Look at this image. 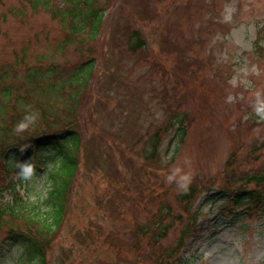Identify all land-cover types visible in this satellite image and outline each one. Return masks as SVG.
<instances>
[{"label": "rangeland", "instance_id": "obj_1", "mask_svg": "<svg viewBox=\"0 0 264 264\" xmlns=\"http://www.w3.org/2000/svg\"><path fill=\"white\" fill-rule=\"evenodd\" d=\"M39 1L0 0V91L23 85L32 105L67 112L73 89L60 100L51 87L70 81L89 58L96 65L75 108L78 171L47 264H154L149 253L178 246L191 224L176 196L196 183L207 188L189 207L200 219L173 264H264V210H236L222 190L242 188L228 185L231 168L264 171V148L251 152L264 141V0H90L103 11L100 34L72 45L55 13L69 0H49V10ZM135 32L145 45L133 52ZM22 59L38 81L31 86L26 67L16 64ZM6 162L13 173L1 176L0 188L12 189L0 191V206L16 196L39 216L53 214L48 175L58 160L40 170L12 165V155ZM165 207L164 239L136 238ZM4 237L0 232V264H20L21 247Z\"/></svg>", "mask_w": 264, "mask_h": 264}, {"label": "trees", "instance_id": "obj_2", "mask_svg": "<svg viewBox=\"0 0 264 264\" xmlns=\"http://www.w3.org/2000/svg\"><path fill=\"white\" fill-rule=\"evenodd\" d=\"M96 4V1L92 2L90 0H69L64 8L56 6L60 23L62 26L67 25L69 30V35H66L67 45L78 44L79 42H94L97 39L103 23V11L101 8L96 9ZM48 5V2L42 4L43 9L49 10ZM55 16L54 13L53 17ZM84 34L88 35L87 39L82 37ZM144 45L140 36L135 32L131 37V51L136 52L142 49ZM24 56L26 54L23 52L22 57ZM16 64L26 67L27 86H31V81L38 82L29 72L30 67L23 59L17 61ZM79 69V73L73 75L70 81L67 80L65 84L59 87H51L55 89L53 90L54 94L60 100L65 96L64 91L66 89H73L74 91L68 96L70 106L68 111H58L61 114L57 112L49 113L41 104L32 105L31 88L29 92H26L21 87L23 85L18 88L12 83L5 85L3 90L0 91V178L1 176L8 178L13 173L14 167L6 162L8 155L13 156L12 165L16 166L19 161L28 162L35 169L42 168L48 163H54L58 160L57 168L48 175L52 189L47 197V204L52 208L53 214L44 217L39 216L40 214L36 213L37 207L28 206L21 198L16 196L13 205L0 206V232L5 234L4 244L9 242L8 245L10 246L21 247L20 264H47V252L53 242L55 230L60 227L64 218L68 193L77 175L78 158L82 147V140L78 135L79 122L75 108L80 104V98L82 97L80 92L85 91L91 74L94 72V59L89 58L80 65ZM47 78L48 76L46 78L39 77L38 80L42 81ZM2 81L4 84V80ZM22 89L25 95L21 97L19 91ZM14 94L17 102H19L17 103L18 107L11 104ZM31 109H34L32 113ZM179 124L180 126H177L179 127L178 133L182 139L185 136V126L180 121ZM17 127L21 130L17 131ZM157 134L155 138L158 139ZM252 147V153L259 152L264 148V141L259 140ZM51 154H54L53 159H50ZM227 166L229 169L231 168L230 163H227ZM235 171L237 169L231 168V183L228 185L236 181L242 184V188L232 192L231 187L225 189L224 185L222 189L224 192L230 193V199L233 198L232 208L238 209L242 205H251L253 207L249 208L255 210L253 213H261L260 210H264V175H262L264 171L249 175ZM251 184L254 189L248 190ZM6 188L12 189L9 185H5L4 189L0 188V191L6 190ZM205 192H207V188L200 183H196L191 184L185 191L176 196V202L188 215L191 224L186 226L182 232V238L178 246L168 249L159 247L160 255L149 253L148 256L154 264H173L178 260L172 261L177 258L183 249L184 240H186L188 232L196 222L197 214L190 215L189 207L192 203L194 204L198 195ZM168 209L169 207L161 208L153 215L149 225L137 228L136 233L134 232L136 238L137 235H141L153 244L162 241L168 230L166 224V220L169 218ZM135 248L140 250L139 247ZM177 252L178 254L175 256ZM164 260H166L165 263ZM171 261L172 263H169Z\"/></svg>", "mask_w": 264, "mask_h": 264}]
</instances>
